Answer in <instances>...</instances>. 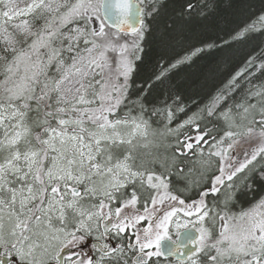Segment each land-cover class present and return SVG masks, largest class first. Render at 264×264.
I'll return each instance as SVG.
<instances>
[{
	"label": "snow or ice",
	"instance_id": "obj_1",
	"mask_svg": "<svg viewBox=\"0 0 264 264\" xmlns=\"http://www.w3.org/2000/svg\"><path fill=\"white\" fill-rule=\"evenodd\" d=\"M161 258L264 264V0H0V264Z\"/></svg>",
	"mask_w": 264,
	"mask_h": 264
},
{
	"label": "trees",
	"instance_id": "obj_2",
	"mask_svg": "<svg viewBox=\"0 0 264 264\" xmlns=\"http://www.w3.org/2000/svg\"><path fill=\"white\" fill-rule=\"evenodd\" d=\"M228 2V0H221V4L223 5V4H226ZM220 13L222 14V15H224V16H226V17H228L229 18V21H230V23H237V22H239V20L241 19V17H239L238 15H236L231 9H228V8H225V7H221V9H220ZM177 51H178V49H177ZM159 53L157 52V50L156 49H153V51H152V57H153V59H155V57L158 55ZM168 55H173L174 53H167ZM182 54V53H181ZM198 63V65L199 64H201L202 62H200V61H198L197 62ZM192 71L193 70H190V69H186V68H184V69H181L180 70V74H188V75H191L192 74ZM202 97H203V95H204V93L203 92H200L199 93ZM181 119H183V116H181L180 117ZM156 125H154V127H155ZM259 197V193H257L256 194V198H258ZM251 203V201L250 200H241V203L238 205V206H235V207H232V211L233 212H239L240 210H241V208H247V207H249V204Z\"/></svg>",
	"mask_w": 264,
	"mask_h": 264
},
{
	"label": "rangeland",
	"instance_id": "obj_3",
	"mask_svg": "<svg viewBox=\"0 0 264 264\" xmlns=\"http://www.w3.org/2000/svg\"><path fill=\"white\" fill-rule=\"evenodd\" d=\"M142 150L147 152V151H156L157 149L155 147H153V146H149V148L142 149ZM172 179L175 180V177H172ZM177 183L180 184L181 186H183V182L182 181H177ZM208 199H209V202H210L211 201V197H209ZM181 219H183V218H181ZM169 230H170V234H172L174 236V234H175V224H174V222L172 224H170ZM182 231H184V230H181V232ZM161 260H162V264H167L166 260H164L163 258H161ZM173 264H175L174 261H173Z\"/></svg>",
	"mask_w": 264,
	"mask_h": 264
},
{
	"label": "water",
	"instance_id": "obj_4",
	"mask_svg": "<svg viewBox=\"0 0 264 264\" xmlns=\"http://www.w3.org/2000/svg\"><path fill=\"white\" fill-rule=\"evenodd\" d=\"M186 235V230L181 232V236ZM170 244V241H162V246H168Z\"/></svg>",
	"mask_w": 264,
	"mask_h": 264
},
{
	"label": "bare ground",
	"instance_id": "obj_5",
	"mask_svg": "<svg viewBox=\"0 0 264 264\" xmlns=\"http://www.w3.org/2000/svg\"><path fill=\"white\" fill-rule=\"evenodd\" d=\"M185 231V230H184ZM175 262V260H173Z\"/></svg>",
	"mask_w": 264,
	"mask_h": 264
}]
</instances>
